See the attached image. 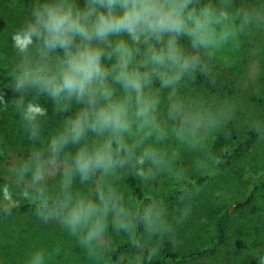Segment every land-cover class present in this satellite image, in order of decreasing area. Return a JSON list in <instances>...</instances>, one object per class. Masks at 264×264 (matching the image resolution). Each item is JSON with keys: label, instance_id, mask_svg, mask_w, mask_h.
Returning <instances> with one entry per match:
<instances>
[{"label": "clouds", "instance_id": "1", "mask_svg": "<svg viewBox=\"0 0 264 264\" xmlns=\"http://www.w3.org/2000/svg\"><path fill=\"white\" fill-rule=\"evenodd\" d=\"M258 34L264 0H32L11 33L14 56L0 65V106L12 108L29 143L0 176V211L31 204L89 264H110L120 239L135 250L133 264L177 247L204 186L186 185L169 206L163 184L208 176L213 141L239 112L235 98L198 81L215 88ZM248 129L264 143V117ZM69 255L57 243L28 251L22 264Z\"/></svg>", "mask_w": 264, "mask_h": 264}, {"label": "rangeland", "instance_id": "2", "mask_svg": "<svg viewBox=\"0 0 264 264\" xmlns=\"http://www.w3.org/2000/svg\"><path fill=\"white\" fill-rule=\"evenodd\" d=\"M0 49L3 59L11 60V33H0ZM228 79H234L236 91L233 98L239 106L238 118L232 125L239 134L249 133L248 124L252 117H264V34H258L246 41L237 54L234 66L221 69ZM262 106V108H261ZM5 132L2 137H7ZM6 135V136H5ZM236 148L230 140L227 129L213 141L212 148L217 154L224 148ZM25 149L7 146L5 157L0 159V176H3L11 162L24 154ZM235 156V153L233 152ZM234 158V159H233ZM219 166V159L209 179L203 183L204 190L195 199L191 218L179 232L180 244L173 247L174 252L189 253L205 250V257L194 262L178 264H258L264 246V187L260 189L254 201L244 212H238L232 219L247 217L245 224L238 227L241 235L230 228L224 241L217 240L216 223L220 215L230 206L242 202L247 196L253 181L264 174V143L255 141L253 146L239 157ZM202 177H189L196 181ZM128 183V182H127ZM174 182L165 180L164 195L173 187ZM220 192L217 196L215 193ZM26 202H19L13 208ZM175 200L169 202L172 206ZM8 205L0 202V208ZM230 216V214H229ZM226 216L225 220L227 219ZM206 223H201V220ZM230 221V226H232ZM260 246L254 249L252 242ZM126 242L118 240L117 245ZM60 243L62 248L70 253L69 257H58L56 264H89L82 251L67 233L55 223L44 224L34 214L33 208L27 212L15 213L5 221L0 222V264H22L25 254L37 247L52 248ZM158 256L155 258L157 259Z\"/></svg>", "mask_w": 264, "mask_h": 264}, {"label": "trees", "instance_id": "3", "mask_svg": "<svg viewBox=\"0 0 264 264\" xmlns=\"http://www.w3.org/2000/svg\"><path fill=\"white\" fill-rule=\"evenodd\" d=\"M31 4L32 0H0V33H12L28 15ZM8 61L6 59H3V54L0 49V65H3ZM5 83H7L6 76L3 68L0 67V87H2ZM197 87L207 91L212 95H220L223 97L231 98H233L234 91H236L235 80L229 78L227 79L223 75L222 70L215 88H209L206 84L203 83L202 78L200 81H198ZM9 95L11 94L9 93ZM41 103H45V101L41 100ZM46 106L49 107V116L51 117L50 103H47ZM262 106L264 108V103ZM58 123V117L50 118L46 130L54 128L58 125ZM5 132H8L7 137H2ZM227 132L230 140L236 145V148L230 149L231 147H224L217 154L220 167L221 165H223V163H226V161L227 163L231 161L233 157H239V155L241 156L244 152L249 150L256 141L254 135L251 132L241 135L232 125L228 126ZM0 138L3 139V143L0 144V159H3L6 156L5 151L7 146H16L19 149L25 150H27L29 147V143L20 128L19 117L12 111V108L10 106L7 108V110H4L3 106H0ZM233 152L235 153V156L233 155ZM208 179L209 176H206L199 178L196 181H189L186 179L183 182H174L173 187L165 195L167 203L175 200L178 192L186 185L192 183L203 185V183ZM127 182L128 185L139 196L141 194V189L137 186L138 182L132 179H129ZM263 187L264 174H261L253 181L251 188L243 201L235 204L234 206L228 207L220 215L218 222L216 223V231L218 234L217 240L224 241L227 238L228 230L232 227L235 228L234 230L238 233V235H241V231L238 227H242L245 224V220L247 219V217L241 216L239 218L240 220L232 219V217L238 212H244L245 208H249L251 203L254 201L257 192ZM31 208H33V206L27 202L20 204L19 206L13 208L11 216L15 213L27 212ZM11 216L5 217L3 211H0V222L5 221ZM226 216L229 217H227V219L225 220ZM230 221L233 223L232 226H230ZM252 245L254 249H258V247L260 246L257 241H253ZM134 251L135 250L132 249L127 242L121 243L116 247V251L111 253L110 264H133ZM260 251L262 256H264V246ZM205 254V250L193 251L189 253L174 252L173 246L171 244L165 243L162 251L158 255V258L154 259L152 261V264H178L194 262L204 258Z\"/></svg>", "mask_w": 264, "mask_h": 264}]
</instances>
